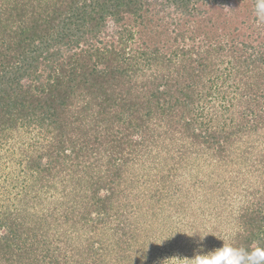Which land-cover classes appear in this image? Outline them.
<instances>
[{
    "label": "trees",
    "instance_id": "trees-1",
    "mask_svg": "<svg viewBox=\"0 0 264 264\" xmlns=\"http://www.w3.org/2000/svg\"><path fill=\"white\" fill-rule=\"evenodd\" d=\"M254 8L0 0V142L21 124L47 136L21 159L35 183L0 209V264H111L90 239L132 235L123 209L187 188V172L210 185L220 215L203 210L194 222L222 239L231 225L229 242L264 247V21ZM133 171L137 184L157 179V191L128 188ZM41 188L56 201L33 211Z\"/></svg>",
    "mask_w": 264,
    "mask_h": 264
},
{
    "label": "rangeland",
    "instance_id": "rangeland-1",
    "mask_svg": "<svg viewBox=\"0 0 264 264\" xmlns=\"http://www.w3.org/2000/svg\"><path fill=\"white\" fill-rule=\"evenodd\" d=\"M252 17H254L253 14ZM137 37L139 39L138 42H133L134 46L144 47L146 42L140 38L139 34ZM46 139L45 130L21 124V126H17L11 132L5 142L3 140L0 142V165L2 166V170L0 171L2 172L0 175V203L3 204L0 206V209L5 208V203L16 201L20 190L24 191L30 184L35 183L27 174L25 178L23 167L27 161H21V159L28 156L31 157L32 154L36 155L35 147L40 146L41 142H44ZM208 168L210 172L212 168ZM138 171L136 173L133 171L136 175L128 174V182L125 185H128V188H132L137 193L144 188L149 189L146 185L150 183V190L157 191L159 186L157 179L150 180L149 182H144L143 179V181L137 184ZM143 172H145L146 179L152 171L146 170ZM203 173L201 169V172L197 176V181L205 177ZM187 175L185 183L188 187L186 188L185 186L183 189L176 191L171 197L163 198V196L157 195L155 199L152 198L151 200H149V196L147 199L138 198L133 200L134 204L132 207L123 209L131 212L130 218L134 230L132 235H124L123 232L114 233L112 230L105 232L98 230L95 236L90 239L95 241L94 249L98 250L97 253L94 252L96 258L99 259L97 261L104 263L103 260H111V264H180L182 260L192 258L194 249L197 247L196 242L199 241L200 236H205V252L222 247V240H225V237L234 230V227L231 225L225 228L220 227L226 236L222 235L223 239L219 237L212 238L214 234L210 228L193 221L196 213L203 210L211 214L215 222H218L220 215L213 207L216 203H211L212 200L214 202L216 200L210 198V185H206L204 181L195 184L193 180L195 175L192 176L189 172H187ZM133 179L136 182L129 183L130 181H134ZM137 185H140L141 188L140 186L138 188ZM36 186L42 187L39 183ZM135 186L137 187L134 189ZM43 189H49V185L43 187ZM53 191L56 192L55 189ZM37 200H39L40 205L36 206L33 211L41 210L43 206H49L50 203L48 204V202L50 201H56L55 197H49V193H45L44 195L43 190L38 194ZM207 200L210 203H207ZM120 220H116V222ZM221 229L215 230V234L221 232ZM2 231L4 230L2 229ZM61 231H58V233ZM51 232H56V235H58L56 229ZM121 239L122 241L127 240V242L121 244ZM109 241H112V244L106 247ZM116 241L121 244L119 247L113 244ZM218 241L220 243L217 244L216 242Z\"/></svg>",
    "mask_w": 264,
    "mask_h": 264
},
{
    "label": "clouds",
    "instance_id": "clouds-1",
    "mask_svg": "<svg viewBox=\"0 0 264 264\" xmlns=\"http://www.w3.org/2000/svg\"><path fill=\"white\" fill-rule=\"evenodd\" d=\"M254 15L264 21V0H255ZM204 237L200 236L196 242L192 258H186L180 264H264V247L259 243L246 248L225 239L222 247L205 252Z\"/></svg>",
    "mask_w": 264,
    "mask_h": 264
}]
</instances>
